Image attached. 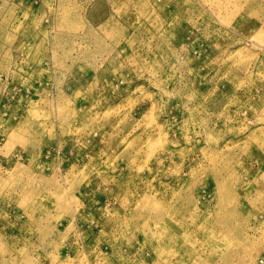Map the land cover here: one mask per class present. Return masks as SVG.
Here are the masks:
<instances>
[{"label": "rangeland", "instance_id": "1", "mask_svg": "<svg viewBox=\"0 0 264 264\" xmlns=\"http://www.w3.org/2000/svg\"><path fill=\"white\" fill-rule=\"evenodd\" d=\"M0 264H264V0H0Z\"/></svg>", "mask_w": 264, "mask_h": 264}, {"label": "bare ground", "instance_id": "2", "mask_svg": "<svg viewBox=\"0 0 264 264\" xmlns=\"http://www.w3.org/2000/svg\"><path fill=\"white\" fill-rule=\"evenodd\" d=\"M248 249V248H247Z\"/></svg>", "mask_w": 264, "mask_h": 264}]
</instances>
